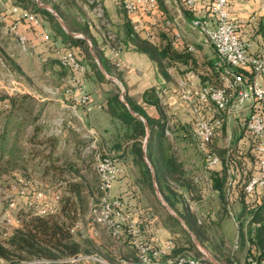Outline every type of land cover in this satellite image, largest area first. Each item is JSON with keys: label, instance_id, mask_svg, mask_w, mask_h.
<instances>
[{"label": "built area", "instance_id": "1", "mask_svg": "<svg viewBox=\"0 0 264 264\" xmlns=\"http://www.w3.org/2000/svg\"><path fill=\"white\" fill-rule=\"evenodd\" d=\"M204 5L207 13L197 15L191 22V27L203 37V43L211 46L216 54V71L219 72V85H202L199 74L189 71L179 82L178 93L182 100L195 114L193 137L199 152L204 158L203 175L215 169L220 163V157L210 152L209 142L220 134L221 129L234 120L243 121V137L241 144L248 145V136L251 137L252 152L256 156V172L244 186L248 196L255 197L256 204L253 212L248 215L250 224V237L242 239L245 242L244 264H264V256L257 244L256 233L264 226V34L248 31V25L254 28L260 21L264 25V0L259 12L252 13L248 20L232 16L230 11L231 0H183V6L189 10L197 8L198 2ZM94 6L96 16L100 19V28L104 35L113 39L111 25L106 19L102 8L94 0H88ZM123 8L131 19L135 33L144 35L149 41H155V32L152 31L153 20L163 30L178 26L177 20H171L160 10L158 0H123ZM15 20L9 26L14 34L20 49L24 52L35 50V41L30 40L19 31L21 24H25L37 31V36L47 43V47L56 56L58 63L67 73L69 82L65 94L76 110L78 107L92 109V100L86 90V73L88 67L82 63L76 49L64 46L59 47L51 34L41 31L43 20L40 15L30 9L13 7L9 11ZM161 20V21H159ZM151 25V26H150ZM176 41L182 42V35L175 34ZM188 51L196 50L194 45L187 44ZM12 77V76H11ZM14 89H6L9 96L17 95ZM56 89L55 94L59 93ZM1 93V92H0ZM19 93V92H18ZM22 94V92H20ZM19 93V94H20ZM26 93V92H23ZM249 114L244 116V112ZM75 128V127H74ZM77 131H80L76 128ZM167 134H170L166 130ZM89 143L85 152H92L95 158V168L98 176V191L100 199L92 205L87 215L88 229H83L80 218L70 230L74 236L90 238L98 235L99 229H104L112 238L120 240L123 237L128 241L135 252L136 262L121 259L117 264H223L215 257L201 250L200 255L191 253L175 254V241L170 238L163 243H154L145 239L141 224L136 221L124 199L114 194V186L118 179L125 175V167L117 158L115 152H105L100 149L99 135L93 129H88L84 136ZM231 140L232 137L229 136ZM233 175V169L229 170ZM195 182H200L195 178ZM233 185L231 181L229 187ZM12 196H20L24 200V208L32 216L55 215L60 207L62 194L53 188H44L40 182L20 176L18 182L11 185ZM10 210L16 207L15 199L10 198ZM255 216L260 217L255 220ZM6 220L2 223L7 226V231L1 236L8 237L15 229L23 225L22 220L7 213ZM199 223H201L199 221ZM87 232V233H86ZM241 248V237L238 235L234 252ZM234 256V254H233ZM89 257L79 256L67 258L62 262L78 264L87 261ZM102 264H109L98 258H93ZM1 264H12L0 258ZM54 264L55 261L34 259L21 264ZM57 264V263H56ZM237 264V262H232Z\"/></svg>", "mask_w": 264, "mask_h": 264}, {"label": "trees", "instance_id": "2", "mask_svg": "<svg viewBox=\"0 0 264 264\" xmlns=\"http://www.w3.org/2000/svg\"><path fill=\"white\" fill-rule=\"evenodd\" d=\"M29 1L32 3L33 7H37L34 1ZM158 1L160 10L164 13L160 3L162 0ZM42 2L46 4L51 3L53 9L59 17L64 20L70 30L73 28L72 30H79L85 35H88L89 29L87 26H80V29H76L72 25L71 28V23H69L66 14L58 7L59 4H56L52 0H42ZM120 7L125 12L123 0H120ZM42 12L50 18V21L56 28V33L65 35L60 25L55 21L54 15L46 9H43ZM252 30H255L256 33L264 34L263 23L260 21L254 28L248 25V31ZM129 33L138 51L146 54L152 61L156 62L160 73L166 79H169L167 69L175 66L176 61L191 63V66L192 63L195 62V51H188L187 43L176 41L172 26H166L163 30L159 29L157 34L155 32L156 36L154 42L149 41L144 35L135 33L132 22H129ZM71 40V43H67L66 46L79 48L76 49V51L78 56L82 59V63H84V58L92 62L93 58L90 54L88 42L84 39L71 38ZM92 47L106 72L112 75L109 65L110 62L103 61V58L98 52L96 43L92 42ZM10 64H13L16 70L21 72V69L14 64V62H10ZM85 65L88 67L86 78L89 77L92 72L96 81L102 83L108 82L106 76L96 62L93 61L91 65ZM189 71L197 72L196 66H192L190 69L188 68L186 72L188 73ZM204 73L205 76L198 73L202 85H219V72L216 71L215 64L210 71L206 70ZM105 98L106 111L109 115L110 123L104 130L102 140L99 143L100 149L116 152L117 158L125 167L126 172L127 169L131 167L135 168L137 177L135 182L140 183L142 189L144 187L154 189V185L156 184L168 205L178 213L179 217L184 221L185 225L194 236H196L200 243H208V230L201 225L202 223L199 224L198 217H196L194 213V208L190 207V205L179 203L180 195H188L191 201H197L198 198L205 196L206 192L209 190L215 196L219 197V201L224 202L217 207L215 206L217 211H221L222 217L225 216L224 212L228 210L230 202L241 207L243 216L252 214L254 210L253 206L256 204V198L248 196L244 191L246 182L256 172V156L252 152L253 147L250 136H248V145L240 143L243 137V135H241L235 143L233 142L228 147L226 146L222 149L217 147L215 137L213 141L209 142L208 149L210 152L220 157L219 165L215 169L209 171L207 175H194V170H185L184 163L181 161L178 151L175 148L176 137L167 136L165 134V123L158 122L149 117L144 108L129 98L127 94L124 97L125 102H123L118 90L117 92L106 91ZM26 99L27 96H9L0 93V179L8 175L10 178L13 177L12 175L16 174L14 172L15 170H21L20 172H23L28 168L35 169L39 166V163L30 165L29 161H26L25 158V155L28 157H35L39 152L35 150L26 152L24 150L25 148L18 145L20 133L22 132L24 124L26 125L27 122L24 113L29 115L33 122L37 119V116L32 117L33 109L26 103ZM155 99L156 93L153 89L147 91L144 95L145 102L158 106V101ZM6 101L10 104L9 109H3L4 102ZM132 111L143 119L135 116ZM18 117L23 120H17ZM144 120L147 121L151 129L146 150L144 149L143 142L148 136V132ZM190 125L191 132L188 127V130L183 132V134L186 135L184 138L188 140L192 138L196 142L193 137L194 122L192 121ZM226 126L227 124L224 123L222 131ZM156 127H159L160 131L155 132ZM38 130L39 129L36 127V131ZM171 131L173 134L177 133L176 130L173 131L172 129ZM221 133L222 132H220V134ZM176 136L180 137L181 135ZM10 138L14 139V144L12 146H9ZM33 139L32 137L31 141H33ZM35 141L40 140L36 139ZM54 148L55 146H53V149ZM20 149H22V152ZM50 161V167L48 166L46 168L45 173L49 170H53L56 171L59 176H63L67 171H73V164H70V162H63L59 157ZM230 169H233L235 172L233 175L230 174ZM74 171L78 173L79 169H74ZM22 176L29 178V176ZM195 178H198L200 182H195ZM231 181L233 185L229 187ZM81 184V182H68L66 193L62 195L60 214L58 210L55 215L50 216L41 217L29 215V217L23 219V225L21 227L15 229L8 237H1L0 258L12 264L31 262L34 259L51 260L55 261L57 264H70L62 261L71 257L84 256V254L87 255L90 248L94 246L93 243L95 240L91 238V241L89 240L88 243L84 245L81 241L76 240L70 230L72 224H74L73 222L78 219V214L83 212ZM156 214L158 215V213ZM159 218L161 219L160 216ZM254 218L255 220L260 219L258 216ZM163 219L161 220L165 223L179 224L172 216ZM139 223L145 235V226L148 224L146 222ZM182 232L187 234L184 230ZM172 239L174 240V238ZM186 239L187 241L182 240L181 244H178V239L174 240L176 244L174 250L175 254L184 253L188 250L187 244H190L188 234L186 235ZM114 240L119 242L121 239ZM256 240L264 256V226L257 230ZM112 246H114V243ZM127 251V253L126 250L123 251L125 254L124 257L126 258L129 257L126 256V254H130L131 250L128 248ZM215 258L222 263L217 257ZM231 262L232 260L229 259L227 263L230 264Z\"/></svg>", "mask_w": 264, "mask_h": 264}, {"label": "crops", "instance_id": "3", "mask_svg": "<svg viewBox=\"0 0 264 264\" xmlns=\"http://www.w3.org/2000/svg\"><path fill=\"white\" fill-rule=\"evenodd\" d=\"M32 1L37 4L38 8L33 7L32 3L29 0H0L1 65L3 67H6L9 73V75L7 76H18L11 71L12 67L14 66L13 64H10V62H14V64H16L20 69L21 64L17 61V59L14 58L15 55L9 53V50L12 51L11 47L10 49L7 47V45L10 46V44L13 43L21 56L23 54V57H25L26 60L29 59L28 61L36 63L40 66V69L43 66V73L45 75L48 74L50 76L48 78L54 77V80L56 82L62 83L63 81V83L62 87L59 88L60 92L54 94L55 97H41L39 95H36L35 93H22L19 95H15L27 96L26 103L30 99H33L44 104L42 105V108L38 109L37 111L32 110V117L37 116V119L34 122L32 119L31 121L27 120L26 125L24 124L21 132L24 137L23 140L19 141L18 145L25 149L28 148L29 151L35 150L39 152V154L35 157H28L27 155H25L26 161H29L30 165H33L35 161L39 159V166L35 169L28 168L26 171H23L24 175L30 177L31 174H37L39 179L45 182H41V185L44 188H53L54 190L61 192V194L62 192H64L65 194L67 189L66 186L70 181L66 179L67 177L65 175L59 176L56 171L53 170H49L45 173L46 168L48 166L50 167V160L55 159L59 156V158H63L61 153L59 155L58 151H60V149L66 148L72 153V151H75L80 147L83 148L84 146H87L89 141L88 139H83V137L84 133H86L88 129H93L98 133L100 143L103 137L104 130L109 126L110 118L106 111L105 90L107 89H105L104 87L105 83L96 81L92 72L91 75L86 78V90H89L90 92L89 95L92 100V109L89 111L87 108L78 107L76 110H74L68 99V96L63 91V87L66 88V85H68L69 78H66V76L62 73H56L55 68H58V70H60L59 72L67 71L59 65L56 56L47 47V43L42 41L37 36V31L25 24L20 25L19 31L25 34L30 40L35 41V50L24 52L20 49L14 34L9 29V26L12 25L13 21L15 20L14 15L9 13L11 8L13 7L30 9L37 12L39 15H43V29H41V31H45L51 34L53 38H55L56 40L58 39V41L62 42L65 45L67 43H71V38L86 40L91 46V49H93L92 42L96 43L98 52L103 58V61L105 60L110 62V64H108L110 65L112 75H116V78L125 85L126 94L128 95V97L138 105L142 106L149 117L157 120L158 122L165 123V134L167 136L176 137L175 148L178 151L181 161L184 163L185 170H194L189 165L190 162H188L189 160L186 154L188 153V151L186 152V150H189L191 143L188 139L184 138V136L186 135L183 134L184 131L188 130V127L190 128L191 132L190 119H187L183 116V118L178 121L175 117L173 118V111L170 112L167 109L165 110L164 105L169 104L168 108L172 106L171 100L174 101L175 94H173V92L175 91H173L171 88L173 87V85H175V83H179L186 76V71L188 70V68L190 69V67L196 66L197 73L205 76L204 72H206V70L210 71L212 66L216 63V54L214 49L211 46L205 45L203 43L202 35L197 30L191 27V22L197 15L203 16L207 13L204 5H201L199 1L196 9L189 10L183 6V0L160 1L161 8L164 11L166 17L171 20L178 21V26L174 29L175 34H181L183 37L182 42L194 45L196 48L194 55L195 62L192 63V66L191 63H182L176 61L175 66L167 69L169 79H166L160 73L157 63L152 61L146 54L138 51L134 41L132 40V36L129 33V22L131 23V20L120 7V0H94L96 4L102 8L106 19H108L111 25V33L113 35V39H109L104 35V31L99 26L100 19L95 14L94 6L88 5V0H85V3L87 2V7L90 6V9L87 10L88 17L86 20V26L89 29L88 35H85L82 31L79 30H68L62 25H60V27L64 31L65 35L56 33L55 26H53V23L49 20V17L44 15V13L42 12L43 9H46L52 13V10L48 7L43 8L42 5L47 6V4L43 3L42 0ZM76 1L81 4L83 3V0ZM261 2L262 0H231V14L235 18L246 21L249 19L252 12H259L262 4ZM156 29L157 31H159L158 26H156V28L154 29L155 32ZM75 49L79 48L77 47ZM94 52L92 53L94 54ZM37 57L39 58L37 59ZM96 61L99 65L101 64L100 59L99 61L96 59ZM104 70H102V72L107 78L108 73L106 72V70ZM116 70L119 72L116 73ZM19 73L23 74L22 69ZM151 89H153L156 93L155 100L158 101V106L154 104H148L144 101L145 93ZM177 97L182 100L180 95H178ZM9 108V102H4L3 109ZM48 109H53V114L48 115ZM25 115L26 119H28L29 115ZM187 115L189 116V114ZM36 127L39 129L38 131H36ZM227 127L228 134L230 135V137H232L230 124H228ZM76 128L81 130L79 132L82 136L77 133ZM172 129L173 131H177V133H174L175 135L172 133ZM166 130H168L170 134H167ZM157 131H160L159 127L155 128V132ZM72 135L78 137L80 136L81 139L75 140L73 139ZM176 135L181 136L177 137ZM32 137L35 140L37 139L40 141H35L34 139L33 141H31ZM13 144L14 139L10 138L9 146H12ZM143 144L144 149L146 150L148 142L145 145L144 140ZM53 146H55L54 149ZM77 156L82 157L83 155H81L80 153ZM130 169H127V172L125 173L126 175L121 176L116 182L113 190L114 194L126 201V203L129 205L132 216L136 221L146 222L148 224L145 226V239L147 241L149 239V241L159 244L165 242L170 238H173V234L170 231V228L159 218L155 211H153L152 207L150 205H143L142 202L140 203L139 198L136 197L138 196V191L137 188L135 190L131 187V181L129 178L130 175L132 176V178L134 177L130 172ZM132 170L133 172H136L135 168H132ZM84 172V169H82L79 171V174H82ZM70 173H72V171ZM72 174L74 175V177H76V180H78L79 183L82 181L83 178L81 176L78 177L76 174ZM61 205L59 207V214L61 211ZM80 216L81 213L78 214V219L82 218ZM77 220L73 223H76ZM95 237L96 235H90V239H94ZM75 238L78 241V237L75 236ZM116 243L123 245V247L121 246V248L128 252L127 249L130 247L127 246L128 242L124 237Z\"/></svg>", "mask_w": 264, "mask_h": 264}, {"label": "rangeland", "instance_id": "4", "mask_svg": "<svg viewBox=\"0 0 264 264\" xmlns=\"http://www.w3.org/2000/svg\"><path fill=\"white\" fill-rule=\"evenodd\" d=\"M54 1L56 4H59L58 7L61 8V10L66 14L67 18L69 19V23L71 28L72 25L76 28V29H80V26H86V20L88 17V13L87 10L90 9V6L87 7L85 0H83V3H79L76 0H52ZM253 1V0H250ZM82 2V1H81ZM88 5H91L88 3ZM57 6V5H56ZM93 6V5H92ZM47 7L49 9H51L55 18V21L59 24L64 26L66 29L69 30V28L67 27V24L64 22V20L62 18L59 17V15L56 13V11L53 9L52 4H47ZM86 9H85V8ZM258 12V11H257ZM56 13V15L54 14ZM252 13H255L252 12ZM251 13V14H252ZM41 19H43V15H40ZM60 18V19H59ZM50 20V18H49ZM62 24H61V21ZM161 21V20H159ZM154 24L150 23L152 25V31H155L154 29L157 26V20L154 19L153 20ZM73 29V28H72ZM157 29H156V34H157ZM5 40V38H4ZM53 41H55V43H57V45H59V47H64L66 45H64L62 42L58 41V39L56 40L55 38H53ZM11 43V42H10ZM90 46V45H89ZM7 47L11 50H9L10 54L15 55L12 56L15 59H17V61L21 64V69L23 71V74H20L15 67H12V72H14L16 75H12L14 77H9L7 75H9L6 67H3L1 65L0 62V92L1 93H5L6 89H14L15 88V94L19 95L20 92H26V93H35L36 95H39L41 97H55L54 94L56 92V89L62 87V83H58L54 80V77L52 75L53 78H48L50 77L48 74H44L43 70L44 67L42 66L40 69V66L37 65L34 62H30L28 61L29 59H25V57H23V54L21 56V54L19 53V51L15 48V45H13V43L9 45H7ZM90 48V54L92 56V60L94 62L97 63L96 59L99 61L98 56L96 55V53L94 52L95 55H93L92 51H91V46ZM11 51V52H10ZM17 55V56H16ZM39 57H37L38 59ZM82 60V59H81ZM85 64H92V62L86 58L83 59ZM17 62V63H18ZM100 63V62H99ZM98 64V63H97ZM98 66L100 67L101 71L104 70V68L102 67V65L98 64ZM11 69V68H10ZM56 73H62L66 76V78L68 77V73L67 72H59L60 70H58V68H55ZM117 69V68H116ZM16 71V72H15ZM41 71V72H40ZM105 71V70H104ZM119 71L116 70V73H118ZM25 75V76H24ZM22 76V77H20ZM113 77V80H111L110 78ZM106 80L108 82H105L104 87L105 92L106 91H116L118 90L119 94H120V98L123 95V91L125 89V85L116 78V75H110L108 74V77L106 78ZM67 81V80H65ZM178 85L179 83H175V85H173V87L171 88L173 91V94H175V98L174 101H172V106H169V104H165L164 105V109L169 110L170 112L173 111V118L175 117L178 121H180L183 116L185 118H189L190 119V124L193 121L194 122V117L195 114L192 112V109L184 102L182 101L179 97H177L178 94ZM67 88V85H66ZM65 87H63V91L66 90ZM19 92V93H18ZM87 93L90 94L89 90H87ZM21 94V93H20ZM126 95V94H125ZM124 95V97H125ZM15 96V95H14ZM125 101V99H124ZM29 107L33 109V111H37L38 109L42 108V105H44L41 102H38L37 100H33L30 99L28 102ZM47 111H49L48 115L53 114V109H48ZM189 114V116L187 114ZM56 114V113H55ZM54 114V115H55ZM184 114V115H183ZM249 114L248 111L244 112V116H247ZM25 115V113H24ZM31 117H29L27 120L31 121ZM17 120L22 121L23 119L18 117ZM47 120V119H46ZM192 120V121H191ZM182 123V121H181ZM29 126V125H27ZM243 121H241V119L238 120H234L232 123H230V130H231V134H232V139H229V134H228V127L226 126L225 129L222 131L221 129V134L216 136V143H217V147L218 148H224V147H228L230 144H232L233 142L235 143L240 137L241 135H243ZM81 131V130H80ZM77 133H79L81 135V133L79 131H77ZM87 133V131H86ZM86 133H84V136L86 135ZM73 136V139L78 140L81 139V137L79 136ZM82 136V135H81ZM21 138H19L20 140H23L24 135L21 133L20 135ZM85 137H83L84 139ZM85 140H87L85 138ZM190 147L189 150H186V152L188 151L187 157H188V162H190V166L192 167V169H194V175L198 174L200 176L203 175V169H204V158L203 155L199 152L196 142L190 138ZM85 145V143H84ZM86 147L84 146L83 148L80 147L79 149L72 151V153L70 151H68L66 148L64 149H60L59 155L61 153V155L63 156V158H61V161H65L66 163L73 164L72 166V170L74 171V169L78 170H82L84 169V173L79 174V172H73L74 174H76L78 177H82V181H81V185H82V209L83 212H81V216L82 217V221H83V229L87 230L88 228V221H87V215L90 212V209L92 207V205L97 204L99 199H100V193L98 191V176L96 173V164H95V158H94V154L92 152H85L86 151ZM22 152V149H20ZM26 152H29V149L26 148L24 149ZM105 152H110L104 149ZM183 151V150H182ZM114 152V151H112ZM81 153V155H83L82 157H78L77 155H79ZM116 153V152H115ZM60 157V156H59ZM39 159L35 161V163L33 165H35L36 163H38ZM77 161H81V162H77ZM38 167V166H37ZM33 169V168H31ZM132 175L134 178H132V176L130 175V181H131V187L133 189L138 191V197L140 200V203L142 202L143 205H147V206H151L153 211H155V213H158V215L161 217V219L166 218L168 216H172L174 217L179 224H174V223H165L171 230L172 234H173V238L178 239V244L182 243V240H186V235L188 234L189 239H190V244H187L188 246V250H186L184 253H191V254H195V255H200L201 250L206 251L209 255H211L212 257H217L219 260L225 263L223 264H229L227 262H229V259L232 260V262H237V264H244L245 262V242L244 240L242 241L243 237L249 238L250 237V224L248 223V215L243 216L242 215V209L241 207H239L236 204H233L230 202V206L228 207V210H224V214L225 216L222 217V213L221 211H217L216 207L221 204L224 203L223 201H219V197L215 196L213 193H211V191H207L206 195L203 197L198 198V200L196 201H191L189 196H183L180 195V202L179 203H184L186 205H190V207L194 208V213L196 215V217H198V220L202 223L201 225L203 227L206 228V230H208V243H200L199 240L196 238V236H194V234L188 229V227L185 225L184 221L179 217L178 213L176 211H174L166 202L164 196L161 194L160 190L158 189V186L155 184L154 185V189H150V188H146L144 187L143 189L140 187V183H136L135 184V180H136V172H133L132 168L130 169ZM136 170V169H135ZM21 171V170H20ZM15 170L14 172L16 173L15 175H12L13 177L10 178V176H5V177H1L0 179V239L1 236L4 234L6 230V228H8L9 226L2 224V223H9L6 220V215L7 213H11L13 217L18 218L20 220L23 221V219L29 217L30 212L24 208V200L23 198H21L20 196H12V192H11V185L15 184L18 182V179L20 176L24 175L23 172H20ZM71 172V171H70ZM70 172L65 173L64 175L67 177L66 179L68 181H70V183H77L78 180H76V177H74V175ZM199 177V176H197ZM30 179H32L34 182H44L42 180L39 179V177L37 176V174H31V176L29 177ZM45 183V182H44ZM142 190V191H141ZM64 194V192H62V195ZM182 196V197H181ZM14 198L15 202H16V207L13 210H10L9 204H10V198ZM216 206V207H215ZM178 216L181 221H179L177 219ZM79 218V217H78ZM79 220V219H78ZM77 220V221H78ZM150 220V219H148ZM164 220V219H163ZM200 224V223H199ZM99 229V234L94 238V240L96 239V241H94L93 243V247L90 248L89 253L86 255L84 254L85 257H89L87 259V261L85 262H80L78 264H102L100 262H98L97 260H92L93 258H98L101 261H105L109 264H117L119 260L121 259H126L124 256L125 254L123 253V249L121 248V246L123 247V245L117 244L115 243V240L104 230L101 229V227H98ZM186 231L187 234H184L182 231L183 230ZM87 233V232H86ZM2 234V235H1ZM241 237V248L240 251L238 252H234V246L236 244V240H237V236ZM80 239V240H79ZM91 241V239L89 237L87 238H80L78 236V241H81L84 245H86V243H88V241ZM149 241V239H148ZM128 242V241H127ZM114 243V246H112ZM112 244V245H110ZM127 246L130 247L129 250H131L130 254H126V256H129L128 259H126L127 261H132V262H136L137 258L135 255V252L133 251V249L131 248L130 244L127 243ZM127 253V252H126ZM234 254V256H233ZM6 262H8L7 260H5ZM232 262L230 264H232ZM1 264V263H0ZM6 264V263H4Z\"/></svg>", "mask_w": 264, "mask_h": 264}, {"label": "water", "instance_id": "5", "mask_svg": "<svg viewBox=\"0 0 264 264\" xmlns=\"http://www.w3.org/2000/svg\"><path fill=\"white\" fill-rule=\"evenodd\" d=\"M42 7H43V8H47V6H45V5H42ZM52 12H53V11H52ZM54 14L56 15V13H54ZM59 19H60V18H59ZM60 21H61V20H60ZM61 23H62V21H61ZM91 51L93 52V49H91ZM93 55H95V54H93ZM110 79L113 80V78H110ZM125 94H126V91L124 90V91H123V95H122V97H121V100H122L123 102H125V101H124V95H125ZM132 113H133L135 116H137V117L143 119L141 116H139L138 114H135L133 111H132ZM144 123H145V125H146V129H147V132H148V136H147L146 139H145V145H146L147 142H148V140H149L150 127H149L147 121L144 120ZM175 217H177V219H178L179 221H181V219H180L178 216H175Z\"/></svg>", "mask_w": 264, "mask_h": 264}]
</instances>
